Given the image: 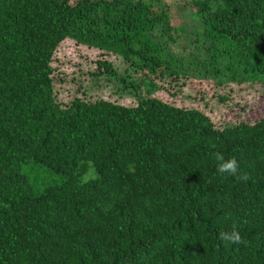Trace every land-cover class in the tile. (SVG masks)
<instances>
[{
    "label": "trees",
    "instance_id": "trees-1",
    "mask_svg": "<svg viewBox=\"0 0 264 264\" xmlns=\"http://www.w3.org/2000/svg\"><path fill=\"white\" fill-rule=\"evenodd\" d=\"M190 5L205 41L179 55L167 44L185 28L157 0H0V264H264V117L217 128L154 95L168 78L264 83V0ZM64 39L120 56L92 76L134 104L58 101ZM28 161L64 181L37 191ZM234 227L240 243L219 238Z\"/></svg>",
    "mask_w": 264,
    "mask_h": 264
},
{
    "label": "rangeland",
    "instance_id": "rangeland-1",
    "mask_svg": "<svg viewBox=\"0 0 264 264\" xmlns=\"http://www.w3.org/2000/svg\"><path fill=\"white\" fill-rule=\"evenodd\" d=\"M168 11L172 26H183L185 31L172 32L174 41L168 43L169 50L181 55L201 48L205 41L204 27L195 16H191L194 8L190 2L194 0H157ZM198 25L197 29L194 27ZM196 33H195V32ZM203 49V48H201ZM98 60H109L117 70L125 67L123 59L113 52L80 44L72 39L61 41L52 57V80L55 97L66 104L71 98L86 91L91 99L104 97L124 105H133L130 96L116 94L112 84H106L103 77H94L93 72L98 70ZM179 67V63L177 64ZM186 67V66H185ZM180 68V67H179ZM188 69V68H187ZM193 69L187 71L192 73ZM98 79V88H91ZM170 83V78L163 79L164 87L156 90L154 95L166 102L179 106H193L209 116L217 128H222L237 122L253 123L264 117V83L243 82L237 84L227 82L216 86L210 79H184ZM173 86H172V85ZM80 88V89H79ZM22 172L37 191H42L47 186L58 185L64 181V176L49 170L44 165L28 161L22 167ZM95 177L89 169L81 179Z\"/></svg>",
    "mask_w": 264,
    "mask_h": 264
},
{
    "label": "clouds",
    "instance_id": "clouds-1",
    "mask_svg": "<svg viewBox=\"0 0 264 264\" xmlns=\"http://www.w3.org/2000/svg\"><path fill=\"white\" fill-rule=\"evenodd\" d=\"M214 159L217 161V172L221 175L230 174L237 175L239 164L236 157H230L225 159L224 155L220 152L213 154ZM241 179H247V176L240 177ZM219 238L222 241L228 243H240L242 238L238 230L234 227L231 232L223 231L219 233Z\"/></svg>",
    "mask_w": 264,
    "mask_h": 264
}]
</instances>
